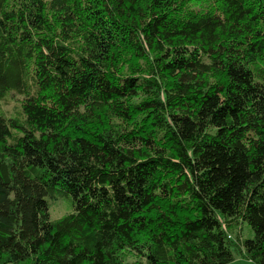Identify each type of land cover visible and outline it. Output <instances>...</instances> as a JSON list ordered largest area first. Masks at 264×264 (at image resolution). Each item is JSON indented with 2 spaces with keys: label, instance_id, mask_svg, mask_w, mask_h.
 I'll list each match as a JSON object with an SVG mask.
<instances>
[{
  "label": "trees",
  "instance_id": "1",
  "mask_svg": "<svg viewBox=\"0 0 264 264\" xmlns=\"http://www.w3.org/2000/svg\"><path fill=\"white\" fill-rule=\"evenodd\" d=\"M9 95L0 264H264V0H0Z\"/></svg>",
  "mask_w": 264,
  "mask_h": 264
},
{
  "label": "rangeland",
  "instance_id": "2",
  "mask_svg": "<svg viewBox=\"0 0 264 264\" xmlns=\"http://www.w3.org/2000/svg\"><path fill=\"white\" fill-rule=\"evenodd\" d=\"M12 95V94H11ZM22 99L16 96H10L7 98V103H0V112L4 113L7 118H12L18 115L20 112V104ZM49 200V216L52 222H55L64 216L72 213V207L68 200L65 197H59ZM228 232L234 238V240H240L241 242L246 239L253 238V232L246 222L238 220L236 222H230L228 224ZM126 261H135L137 260V256L133 253L126 251L124 254ZM232 264H256L254 262L248 261L244 256L239 253H234V261Z\"/></svg>",
  "mask_w": 264,
  "mask_h": 264
}]
</instances>
